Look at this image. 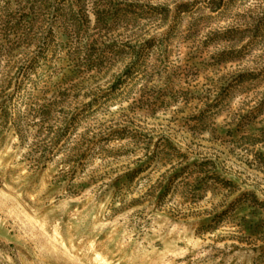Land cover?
<instances>
[{"label": "rangeland", "instance_id": "obj_1", "mask_svg": "<svg viewBox=\"0 0 264 264\" xmlns=\"http://www.w3.org/2000/svg\"><path fill=\"white\" fill-rule=\"evenodd\" d=\"M0 264H264V0H0Z\"/></svg>", "mask_w": 264, "mask_h": 264}]
</instances>
